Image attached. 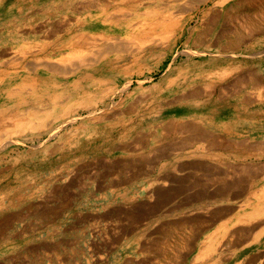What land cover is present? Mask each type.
<instances>
[{
	"label": "rangeland",
	"instance_id": "374dc122",
	"mask_svg": "<svg viewBox=\"0 0 264 264\" xmlns=\"http://www.w3.org/2000/svg\"><path fill=\"white\" fill-rule=\"evenodd\" d=\"M206 1L0 0V264H215L217 259L221 260L218 264H264V238L240 249L230 244L264 235L263 231L255 235L264 227V217L249 220L264 203L260 198L264 174L253 181L255 187L249 193L255 202L218 203V209L239 210L234 212L238 219L222 222L207 238L217 248L210 254L204 255L210 243L190 242L191 229L165 238L160 235L163 229L140 226L146 222H135L132 213V156H160L163 143L179 140L176 133L170 134L171 129L194 121L202 132L219 140L248 146L264 143L263 131L244 127L245 131L229 137L220 132L224 122L236 124L241 119L240 110L246 113L248 109L249 114L264 110V33L258 36L263 41L253 48H233L228 32L235 27L234 16L248 9V1ZM154 9L158 14L153 12L151 17ZM172 17L177 25L171 32L166 27ZM162 18L165 25L159 26L157 32H161L151 42H136L148 23ZM82 34L89 37V43L71 49L69 43ZM69 56L71 60H64ZM45 63L67 73L46 70L41 66ZM244 71L258 83L247 86L239 96L229 94ZM196 89L212 94L198 105L176 101ZM33 106L34 112L28 111ZM120 136L125 137L118 140ZM154 138L158 141L153 142ZM254 152L249 150V157L243 159L248 164L232 165L234 185L245 184L236 179L242 176L241 167L264 166V156H257L260 150ZM236 191L234 199L247 198ZM254 226L257 229L251 237L249 229ZM155 248L160 250L154 252ZM253 257L257 260L252 263Z\"/></svg>",
	"mask_w": 264,
	"mask_h": 264
},
{
	"label": "crops",
	"instance_id": "0c3cea01",
	"mask_svg": "<svg viewBox=\"0 0 264 264\" xmlns=\"http://www.w3.org/2000/svg\"><path fill=\"white\" fill-rule=\"evenodd\" d=\"M240 112H241L240 113L241 119L239 118L236 124H231V122L230 123L224 122L225 123V126L223 128L224 130L220 131L221 133L225 132L227 136L229 137L236 132L245 131L246 128H247L246 131H251V132L255 131L258 133L262 131L264 132V110L263 109L253 110L251 111L253 112L251 114L248 113L249 112L248 109H246L245 111L246 113H243L244 109H242V111L240 110ZM213 120H214L213 121L214 123H217L216 115ZM188 123L193 124L196 127V129H199V130H197L196 132L194 131L192 132L191 130H189L188 127H186V129L180 128L182 125H179L177 127V130H172L170 132V134L172 133H176V135L179 134L178 135L179 140L177 141L172 140V142H168L167 144L163 143L161 147L160 156H154V157L148 156V155H142L139 157L132 156V205H135V207L132 208V213L135 214L134 215L135 222H139V223H142L143 221L146 222L144 225L141 224L140 226H145L146 229L147 228L163 229V232L160 233L162 237H165V236L168 237L171 235L173 237L178 236V234L181 233L180 230L185 229V228L186 229L191 228V231L193 229L192 234L194 238L190 242L210 243L211 240H207V238L211 237L212 233H214V231L218 227L222 226V222L226 221L227 219L232 220L234 218H237V216L234 215L237 213H234V212H237V211L239 212V210L233 211V208H230V209L220 208L218 211V208H217L218 203L231 204L233 202H236V203L245 204L246 202L248 203L249 201L250 203L255 202L249 197L250 196L249 193H250V190H252L255 187V183L253 181H255L256 178L258 179L257 177L258 175L264 174L263 172L264 167L262 166L260 168V167L248 166V165H246V167H241L242 176L241 178H236V179L238 181L239 180L245 181V184L243 185V184L238 183L234 185L232 182V179H233L232 175L234 171V168L232 165L233 164H248V161H244L243 159L249 157V150L248 151L245 150V152L243 150H239V151L232 150L234 147H237L238 145H234L230 149H227V146L225 149H217V148L212 147L211 144H209L210 141H203V142L196 141L195 135L201 132L200 125L195 124L194 121H192L191 123L189 121ZM188 123L184 125H188L190 127ZM209 136H211V138L218 139L216 137H212V135H209ZM168 137H169V132H168ZM182 140H184L185 142ZM181 141L183 143H181ZM221 142L230 143L229 140L228 142L221 140ZM169 144H173V145H169ZM199 145L202 147H200ZM255 145L257 146L260 145L261 147L259 146V148L261 149H263L264 147V143H256ZM255 145H249V146L252 149H254L253 147ZM201 148L203 149V151ZM206 151H208V153H206ZM223 151H225L227 155ZM253 153L255 152L253 151ZM246 154H248L247 157L245 156ZM172 155H174L173 156L174 158L172 157ZM260 155L264 156L263 150H260V153L257 154V156H260ZM233 156L235 157L237 156V157L235 158ZM157 158L160 161H157ZM171 166H173L174 168ZM142 172L143 173L145 172V173L143 174ZM191 172H192V175H191ZM212 172L215 175H213ZM227 174H228V177H227ZM221 176H223V178ZM218 177L220 179H218ZM218 180H221V181L218 182ZM218 183L220 184L218 185ZM234 189H238V191H236L235 193H242L243 196H246L247 198L234 199L233 198ZM142 196L146 197L145 203L143 205L138 206V202L139 204H141V201L139 200H141ZM185 202L189 205H187ZM187 214H189L190 216H185ZM195 221H197L198 223ZM195 233L199 234V236L196 235ZM263 238H264V235L261 236L257 241L256 239H253V240L251 239L248 242L252 241L255 243H260L262 242ZM134 242H138V240H135ZM159 250L160 249L155 248L154 252H157ZM163 250L164 248L163 249L161 248V251Z\"/></svg>",
	"mask_w": 264,
	"mask_h": 264
},
{
	"label": "bare ground",
	"instance_id": "6f19581e",
	"mask_svg": "<svg viewBox=\"0 0 264 264\" xmlns=\"http://www.w3.org/2000/svg\"><path fill=\"white\" fill-rule=\"evenodd\" d=\"M90 1V0H89ZM98 2H99V0H97ZM129 1V0H128ZM208 1V0H207ZM206 1V2H207ZM228 1V0H227ZM246 1H248L247 2V7H248V9H246V11H244L243 13L242 12H240V14L238 15L237 14V16L235 15L234 16V19H233V23L235 24V27H234V29L232 30L231 28V31H229L228 33L229 34H231L230 36H227V37H230V39L229 38H226V39H229V43H230V45H232V47L234 46V47H236V46H238V45H240V46H242V47H245L247 50H248V48H253V47H255V45L256 44H258L259 42H261V41H263V40H259L258 39V36H261V35H263V33H264V3H261V1L260 0H246ZM92 2V1H91ZM103 2V1H102ZM210 2V1H209ZM223 2H226L225 0L223 1ZM241 2V1H240ZM100 3V2H99ZM215 3H217V2H215ZM242 3H243V1H242ZM241 3V4H242ZM84 4V3H83ZM106 4V3H105ZM101 5V4H100ZM140 5V4H139ZM192 5V4H191ZM219 5V4H218ZM222 4L220 3V6H221ZM237 5V4H236ZM243 5V4H242ZM245 5V4H244ZM84 6V5H83ZM87 6V5H86ZM110 6V5H109ZM95 7V6H94ZM93 7V8H94ZM108 7V6H107ZM161 7V6H160ZM193 7V6H192ZM196 7V6H195ZM233 7V6H232ZM65 8V7H64ZM76 8V7H75ZM78 8H83V7H78ZM198 8V7H197ZM234 8V7H233ZM238 8V7H237ZM242 8H243V6H242ZM108 9V8H107ZM160 9V8H159ZM238 9H240V8H238ZM245 9V8H244ZM67 10H70V9H67ZM73 10V9H72ZM76 10V9H75ZM82 10V9H81ZM88 10L90 11V9L88 8ZM97 10H99L98 8H97ZM102 10V9H101ZM101 10H99V11H101ZM104 10H106V9H104ZM149 10V9H148ZM83 11V10H82ZM85 11V10H84ZM114 11V10H113ZM124 11V10H123ZM126 11V10H125ZM159 11V10H158ZM163 11V10H162ZM168 11H169V9H168ZM80 12V11H79ZM78 12V13H79ZM157 13V9H154L153 11H151L150 13V15H151V17L152 16H154V15H152V13ZM170 12V11H169ZM222 12V11H221ZM228 12V11H227ZM232 12H233V10H232ZM238 12V11H237ZM82 13V12H81ZM112 13V12H111ZM110 13V14H111ZM168 13V12H167ZM225 13V12H224ZM231 13V12H230ZM234 13V12H233ZM242 13V14H241ZM102 14V13H101ZM131 14V13H130ZM142 14V13H141ZM158 14V13H157ZM161 14V13H160ZM211 14V13H210ZM167 15V14H166ZM229 15V14H228ZM232 15V14H231ZM161 16H162V14H161ZM172 16V15H171ZM190 16V15H189ZM163 17V16H162ZM175 17V16H174ZM177 17H178V15H177ZM188 17V16H187ZM223 17V16H222ZM226 17H228V16H226ZM107 18H108V16H107ZM150 18V17H149ZM156 19H157V17H155ZM173 18V17H172ZM176 18V17H175ZM190 18V17H189ZM192 18V17H191ZM146 19V18H145ZM151 19V18H150ZM226 19V18H225ZM230 19V18H229ZM232 19V18H231ZM126 20V19H125ZM160 20V22H153V23H148V25L146 26V31L144 32L143 30V36L140 38V41H136V39L134 40V42L136 41V42H144V43H149L148 41H150V39H152L153 38V36L155 35V34H157V33H160V32H157V30L159 29V26H163L164 27V25H165V23L164 22H161V21H163V18H162V20L161 19H159ZM165 20V19H164ZM169 22H170V20H172V22H171V24H169L166 28H168V30H171V32L173 31V29L174 28H176V25H177V20L175 19L174 20V18L173 19H167ZM220 20V19H219ZM228 20V19H227ZM67 21V20H66ZM69 21V20H68ZM85 21V20H84ZM225 21V20H224ZM105 22V21H104ZM182 22V21H181ZM62 23V22H61ZM107 23H109V22H106V24ZM141 23H143V22H141ZM141 23H140V25H141ZM146 23V22H145ZM185 23V22H184ZM230 23V22H229ZM232 23V22H231ZM105 24V23H104ZM138 24L139 23H136L135 25H137L138 26ZM226 24H228L227 22H226ZM225 24V25H226ZM230 25V24H229ZM70 26H72V24H70ZM137 26H135V29H136V27ZM221 26V25H220ZM222 26H224V25H222ZM233 26V25H232ZM143 27H144V25H143ZM142 27V28H143ZM179 27V26H178ZM228 27V26H227ZM231 27V26H230ZM138 28V27H137ZM139 28H140V26H139ZM186 28V27H185ZM221 28V27H220ZM162 29V28H161ZM219 29V28H218ZM228 29V28H227ZM230 29H228V30H230ZM68 30V29H67ZM139 30V29H138ZM164 30H165V28H164ZM140 31V30H139ZM211 31V30H210ZM221 31V30H220ZM170 31H169V34L167 35V37L168 36H170V33H171ZM65 33V32H64ZM67 33V32H66ZM73 33V32H72ZM142 33V32H141ZM74 34V33H73ZM165 34V33H164ZM131 35H132V33H131ZM162 35V34H161ZM211 35V34H210ZM209 35V36H210ZM77 36V35H76ZM136 36H138V35H136ZM140 36V35H139ZM222 36V35H221ZM44 37V36H43ZM167 37H165V38H167ZM263 37V36H262ZM42 38V37H41ZM64 38V37H63ZM72 38V37H71ZM70 38V39H71ZM74 38H75V36H74ZM133 38V37H132ZM155 38V37H154ZM168 38H170V37H168ZM167 38V39H168ZM208 38V37H207ZM56 39V38H55ZM59 39V38H58ZM131 39V38H130ZM162 40H164V38H161ZM216 39V38H215ZM221 39H223V38H221ZM262 39V38H261ZM92 40H94V39H92ZM159 40H160V38H159ZM174 40V39H173ZM59 41V40H58ZM89 41V37H87V36H85V35H79L78 37H77V39L76 40H74L73 42L72 41H70V42H72V43H69V44H71V49H82L83 48V46H84V44L85 43H89L88 42ZM126 41H128V40H126ZM161 41V40H160ZM159 41V42H160ZM189 41V40H188ZM93 42V41H92ZM129 42V41H128ZM133 42V41H132ZM151 42V41H150ZM156 42V41H155ZM158 42V41H157ZM156 42V43H157ZM162 42V41H161ZM161 42H160V44H161ZM174 42V41H173ZM214 42V41H213ZM212 42V43H213ZM222 42H223V40H222ZM227 42V41H226ZM51 43V42H50ZM56 43H58V42H56ZM95 43V42H94ZM130 44H131V42H129ZM137 43V44H138ZM143 43V44H144ZM163 43V42H162ZM219 43V42H218ZM217 43V44H218ZM263 43V42H262ZM45 44V43H44ZM48 44V43H47ZM65 44V43H64ZM68 44V43H67ZM124 44V43H123ZM153 44V43H152ZM164 44V43H163ZM203 44V43H202ZM223 44H224V42H223ZM222 44V45H223ZM226 44V43H225ZM127 45H128V43H127ZM156 45V44H155ZM159 45V44H158ZM207 45V44H206ZM229 45V46H230ZM40 46V45H39ZM56 46H57V44H56ZM132 46V45H131ZM163 46H165V45H163ZM211 46V45H210ZM262 46V45H261ZM42 47H44V46H42ZM129 47V46H128ZM137 46H135L134 48L137 50L138 48H136ZM144 47V46H143ZM161 47H162V45H161ZM207 47V46H206ZM218 47V46H217ZM219 47H221V45L219 46ZM223 47H225V46H223ZM222 47V48H223ZM233 47V48H234ZM3 48H5V47H3ZM38 48V47H37ZM51 48V47H50ZM68 48V47H67ZM70 48V47H69ZM151 48V47H150ZM227 48V47H226ZM225 48V49H226ZM41 49V48H40ZM71 49H70V51H71ZM85 49V48H84ZM93 49V48H92ZM132 49V48H131ZM229 49V48H228ZM38 50H39V48H38ZM37 50V51H38ZM43 50V49H42ZM119 50V49H118ZM231 50H233V49H231ZM236 50H237V48H236ZM46 51V50H45ZM89 51H91V50H89ZM88 51V52H89ZM105 51H106V49H105ZM109 51V50H108ZM128 51V50H127ZM134 51V50H133ZM142 51V50H141ZM250 51V50H249ZM34 52V51H33ZM40 52V51H39ZM74 52H75V50H74ZM81 52V51H80ZM85 52V51H84ZM148 52V51H147ZM146 52V53H147ZM26 53V52H25ZM37 53V52H36ZM104 53V52H103ZM118 53V52H117ZM124 53V52H123ZM126 53H128V52H126ZM144 53H145V51H144ZM40 54V53H39ZM46 54V53H45ZM44 54V55H45ZM83 54V53H82ZM86 54V53H85ZM148 54V53H147ZM194 54L195 55H197V53H195L194 52ZM34 55H35V53H34ZM67 55V54H66ZM65 55V56H66ZM73 55V57L75 58V56H77L78 55V53H76L75 52V54H72ZM104 55H105V53H104ZM130 55V54H129ZM199 55V54H198ZM46 56V55H45ZM44 56V57H45ZM49 56H50V54H49ZM140 56V55H139ZM138 56V57H139ZM47 58H48V56H46ZM64 57V56H63ZM67 57V56H66ZM70 57V56H69ZM137 57V58H138ZM231 57V56H230ZM20 58V57H19ZM24 58V57H23ZM35 58H37V57H35ZM41 58V57H40ZM135 58V57H134ZM67 60V59H70L71 60V57L70 58H64V60ZM139 59V58H138ZM212 59V58H211ZM17 60H18V58H17ZM40 60V59H39ZM132 60V59H131ZM212 60H214V59H212ZM16 61V60H15ZM69 61V60H68ZM133 61V60H132ZM131 61V62H132ZM136 61V60H135ZM217 61H219V59L217 60ZM18 62V61H17ZM78 62V61H77ZM91 62V61H90ZM89 62V63H90ZM212 62V61H211ZM80 63H82V62H80ZM84 63V62H83ZM88 63V65L87 66H89L91 63H93V62H91L90 64ZM135 63V62H134ZM215 63V62H214ZM221 63V62H220ZM5 65L7 64V63H4ZM13 64V63H12ZM85 64V63H84ZM218 64V63H217ZM8 65H9V63H8ZM17 65V64H16ZM39 64H37V66H38ZM75 65V64H74ZM92 65V64H91ZM223 65V64H222ZM4 66V65H3ZM12 66V65H11ZM41 66H44L45 67V69L46 70H49V71H51V72H53V73H60V74H66L67 72H65L64 70H62V69H59V68H56V67H53V66H51V65H48V64H41ZM40 66V67H41ZM179 66V65H178ZM212 66V65H211ZM6 67H7V65H6ZM10 67V66H9ZM72 67V66H71ZM129 67V66H128ZM8 68V67H7ZM23 68V67H22ZM36 68H38V67H36L35 66V68L34 69H36ZM42 68V67H41ZM20 69V68H19ZM78 69V68H77ZM192 69V68H191ZM2 70V69H1ZM8 70H10V71H12L11 69H8ZM6 71V70H5ZM189 71V70H188ZM14 72V71H13ZM27 72H28V70H27ZM4 73V72H3ZM7 73H10V72H7ZM2 74V73H1ZM29 74V73H28ZM28 74H26V75H28ZM3 75V74H2ZM33 75V74H32ZM252 74L250 73V75L248 74V73H246L245 71H244V73L242 74V75H240V76H238V78H236L237 79V81H236V86H233V88L232 89H230L231 90V92L229 93V94H232V95H237V96H239V95H241V93H243L242 91L244 90V89H246L247 88V86H249L250 84H253L254 82H256V81H254V80H257V79H255V78H253L252 76H251ZM30 76V75H29ZM63 76V75H62ZM203 76V75H202ZM22 77V76H21ZM32 77V76H31ZM230 77V76H229ZM255 77V76H254ZM258 77V76H257ZM3 78V77H2ZM24 78V77H23ZM34 78V77H33ZM89 78V77H88ZM261 78V77H260ZM28 79V78H27ZM4 80V79H3ZM24 80V79H23ZM26 80V79H25ZM24 80V81H25ZM49 80V79H48ZM77 80V79H76ZM213 80H215V79H213ZM261 80V79H260ZM23 81V82H24ZM36 81V80H35ZM44 81V80H43ZM75 81V80H74ZM30 82V81H29ZM72 82V81H71ZM91 82V81H90ZM172 82H174V81H172ZM212 82V81H211ZM7 83H9V82H7ZM46 83V82H45ZM77 83V82H76ZM79 83V82H78ZM92 83V82H91ZM177 83V82H176ZM256 83H258V82H256ZM23 84V83H22ZM24 84H26V82L24 83ZM33 84V83H32ZM34 84H38V83H34ZM50 84V83H49ZM85 84V83H84ZM173 84V83H172ZM194 84V83H193ZM210 84V83H209ZM217 84V83H216ZM231 84V83H230ZM73 85V84H72ZM79 85V84H78ZM215 85V84H214ZM255 85V84H254ZM16 86H18V85H16ZM29 86V85H28ZM47 86V85H46ZM53 86V85H52ZM57 86V85H56ZM76 86V85H75ZM74 86V87H75ZM227 86H229V85H227ZM24 87H27V86H24ZM74 87H73V89H74ZM259 87V86H258ZM21 88H22V86H21ZM57 88H59V87H57ZM61 88V87H60ZM69 88V87H68ZM76 88V87H75ZM79 87H77V89H78ZM84 88V87H83ZM93 88V87H92ZM97 88V87H96ZM195 88V87H194ZM228 88H230V87H228ZM13 89V88H12ZM98 89V88H97ZM21 90H23V89H21ZM30 90V89H29ZM35 90V89H34ZM61 90V89H60ZM108 90V89H107ZM229 90V89H228ZM16 92H17V90H15ZM20 91V90H19ZM26 91H27V89H26ZM36 91V90H35ZM48 91V90H47ZM65 91V90H64ZM74 91V90H73ZM77 91V90H76ZM212 91V90H211ZM12 93H13V91H11ZM45 92H46V90H45ZM52 92H53V90H52ZM72 92V91H71ZM82 92V91H81ZM84 92V91H83ZM186 92V91H185ZM10 93V92H9ZM36 93V92H35ZM63 93V92H62ZM79 93V92H78ZM217 93V92H216ZM219 93V92H218ZM224 93V92H223ZM7 94V93H6ZM34 94V93H33ZM37 94V93H36ZM87 94H88V92H87ZM119 94V93H118ZM122 94V93H121ZM212 93H206V92H204L202 89H196V90H194V91H192V92H189V93H187V94H182V95H180L179 97H177L178 99L176 100L178 103H183V102H186V103H188V104H196V105H198V104H200L201 103V100L202 99H207L210 95H211ZM228 94V93H227ZM9 95H11V94H9ZM35 95V94H34ZM33 95V96H34ZM47 95V94H46ZM45 95V96H46ZM56 95H58V94H56ZM67 95V94H66ZM83 95V94H82ZM85 95V94H84ZM219 95V94H218ZM224 96L226 95V93L225 94H223ZM6 96V95H5ZM18 96V95H17ZM32 96V97H33ZM60 96V95H59ZM112 96V95H111ZM222 96V95H221ZM223 96V97H224ZM226 96H228V95H226ZM43 97V96H42ZM42 97H40V98H42ZM54 97V96H53ZM62 97V96H61ZM93 97V96H92ZM17 98V97H16ZM21 98H23V96L21 97ZM20 98V99H21ZM26 98V97H25ZM46 98V97H45ZM80 98V97H79ZM121 98V97H120ZM119 98V99H120ZM123 98V97H122ZM253 98V97H252ZM38 99V98H37ZM36 99V100H37ZM48 99V98H47ZM58 99V98H57ZM62 99V98H61ZM73 99V98H72ZM93 99V98H92ZM104 99V98H103ZM18 100V99H17ZM21 100H23V99H21ZM39 100V99H38ZM41 100V99H40ZM51 100V99H50ZM53 100V99H52ZM74 100V99H73ZM72 100V101H73ZM83 100V99H82ZM227 100V99H226ZM244 101L246 100V99H243ZM25 101H26V99H25ZM28 101V100H27ZM32 101V100H31ZM54 101V100H53ZM52 101V102H53ZM111 101V100H110ZM208 101V100H207ZM18 102V101H17ZM16 102V103H17ZM20 102V101H19ZM33 102V101H32ZM57 102V101H56ZM60 102V101H59ZM63 102V101H62ZM67 102V101H66ZM74 102V101H73ZM203 102H204V100H203ZM202 102V103H203ZM224 102V101H223ZM21 103V102H20ZM50 103V102H49ZM48 103V104H49ZM14 104V103H13ZM12 104V105H13ZM18 104V103H17ZM17 104H15V105H17ZM22 104V103H21ZM20 104V105H21ZM24 104V103H23ZM30 104V103H29ZM56 104V103H55ZM14 105V106H15ZM41 105V104H40ZM63 105H65V104H63ZM201 105H203V104H201ZM200 105V106H201ZM39 106V105H38ZM49 106H52V105H49ZM95 106V105H94ZM193 106V105H192ZM206 106V105H205ZM48 107V106H47ZM96 107V106H95ZM16 108V107H15ZM29 108V107H28ZM34 108H36V106H33L32 107V110H28V111H30V112H32L33 111V109ZM61 108V107H60ZM75 108H76V106H75ZM24 109V108H23ZM23 109H21V110H23ZM46 109V108H45ZM62 109V108H61ZM60 109V110H61ZM69 109V108H68ZM78 109V108H77ZM81 109H83V108H81ZM106 109V108H105ZM21 110H20V112H21ZM52 110V109H51ZM60 110H59V113H60ZM64 110V109H63ZM65 110H67V109H65ZM184 110V109H183ZM190 110V109H189ZM18 111V110H17ZM24 111H25V109H24ZM42 111V110H41ZM62 111V110H61ZM192 111V110H191ZM14 112V111H13ZM34 112V111H33ZM58 112V111H57ZM71 112V111H70ZM127 112V111H126ZM8 113V112H7ZM15 113V112H14ZM75 113V112H74ZM123 113V112H122ZM25 115H26V113H24ZM31 114V113H30ZM51 114V113H50ZM3 115V114H2ZM11 115H13V114H11ZM74 115V114H73ZM73 115H72V117H73ZM114 115V114H113ZM125 115H127L126 113H125ZM254 115V114H253ZM42 116V115H41ZM63 116V115H62ZM62 116H61V119H62ZM110 116V115H109ZM121 116V115H120ZM14 117H15V115H14ZM18 117V116H17ZM37 117V116H36ZM60 117V116H59ZM95 117H97V116H95ZM100 117H101V115H100ZM102 117H103V115H102ZM101 117V118H102ZM122 117V116H121ZM24 118V117H23ZM22 118V119H23ZM51 118V117H50ZM99 118V117H98ZM32 119V117L30 118V120ZM60 119V118H59ZM109 119H111V118H109ZM116 119V118H115ZM117 119H119V118H117ZM124 119V118H123ZM261 119V118H260ZM4 120V119H3ZM2 120V121H3ZM13 120H15L16 121V119L15 118H13ZM18 120V119H17ZM48 120V119H47ZM50 120V119H49ZM99 120H102V119H99ZM130 120V119H129ZM9 121V120H8ZM19 121V120H18ZM17 121V122H18ZM22 121V120H21ZM26 121V120H25ZM24 121V122H25ZM71 121H73L72 119H71ZM71 121H69V122H71ZM95 121V120H94ZM117 121V120H116ZM108 122V121H107ZM112 122V121H111ZM9 123V122H8ZM14 123H16V122H14ZM54 123V122H53ZM63 123V122H62ZM109 123V122H108ZM167 123V122H166ZM169 123H170V121H169ZM171 123H172V121H171ZM186 123V122H185ZM191 123V122H190ZM92 124V123H91ZM95 124V123H94ZM103 124H105V122L103 123ZM125 124V123H124ZM173 124H175V123H173ZM172 124V125H173ZM181 124V123H180ZM189 124V123H188ZM47 125V124H46ZM65 125V124H64ZM63 125V126H64ZM96 125V124H95ZM168 125H171V124H167V126ZM190 125V127L188 126V125H182L180 128H185L186 129V127H188L189 128V130H191L192 132L194 131V132H196L197 130H199V129H196V127L193 125V124H189ZM121 126V125H120ZM73 127V126H72ZM82 127V126H81ZM117 127V126H116ZM166 127V126H165ZM171 127V126H170ZM78 128H79V126H78ZM113 128H115V127H113ZM117 128H119V127H117ZM116 128V129H117ZM128 129L127 130H132L133 128H129V127H127ZM172 128V127H171ZM80 129H82V128H80ZM120 129V128H119ZM135 129V128H134ZM133 129V130H134ZM166 129H167V127H166ZM170 129V128H169ZM69 130V129H68ZM79 130V129H78ZM124 130H126V128L124 129ZM164 130V129H163ZM182 130V129H181ZM224 130V129H223ZM54 131V130H53ZM171 131H172V129H171ZM186 131V130H185ZM127 132V131H126ZM190 132V131H189ZM188 132V133H189ZM205 132V131H204ZM204 132H200V133H198V134H196L195 135V139H196V141H199V142H203V141H210V143L209 144H211V146L212 147H214V148H217V149H225L226 148V146H227V149H230L231 147H233L234 145H235V143L233 144V143H223V142H221V140L219 141V139H214V138H211V136H209V135H207V134H205ZM73 133V132H72ZM82 133H83V131H82ZM121 133V132H120ZM125 133V132H124ZM123 133V134H124ZM158 133V132H157ZM167 133V132H166ZM166 133H164V134H166ZM208 133V132H207ZM67 134V133H66ZM70 134V133H69ZM74 134V133H73ZM78 133H76V135H77ZM118 134V133H117ZM182 134V133H181ZM186 134H187V132H186ZM193 134V133H192ZM121 135V134H120ZM131 135V134H130ZM179 135V134H178ZM191 135V134H190ZM194 135V134H193ZM67 136V135H66ZM69 136V135H68ZM114 136V135H113ZM126 136H128V135H126ZM132 136V135H131ZM184 136V135H183ZM182 136V137H183ZM124 137L125 136H120L119 138H118V140H122V138L124 139ZM143 137V136H142ZM149 137H151L150 135H149ZM155 137V136H154ZM181 137V138H182ZM213 137V136H212ZM214 137H216V136H214ZM111 138V137H110ZM116 138V137H115ZM128 138V137H127ZM194 138V137H193ZM105 139V138H104ZM148 139V138H147ZM179 139V138H178ZM185 139V138H184ZM164 140V139H163ZM111 141H117L116 139L114 140V139H112ZM158 141V139L157 138H154V140H153V142H157ZM165 141V140H164ZM171 141V140H170ZM176 141V140H175ZM182 141H184V140H182ZM181 141V143H183ZM104 142V141H103ZM168 142V141H167ZM172 142V141H171ZM185 142V141H184ZM111 143V142H110ZM162 143V142H161ZM174 143V142H173ZM180 143V142H179ZM193 144V143H192ZM191 144V145H192ZM198 144V143H197ZM238 144V143H237ZM137 145V144H136ZM169 145H173V144H169ZM175 145V144H174ZM180 145V144H179ZM183 145V144H182ZM200 146V145H199ZM260 146V145H259ZM259 146H257V147H253L254 149H252L251 147H249L247 144H246V142H243V143H239L238 144V146L237 147H234V148H237V149H239V150H243L244 152H245V150H252V151H258V149L259 150H263L264 151V147H263V149H261V148H259ZM166 147V146H165ZM176 147V146H175ZM180 147V146H179ZM200 147H202V146H200ZM261 147V146H260ZM197 148V147H196ZM155 149V148H154ZM177 149V148H176ZM181 149H183V148H181ZM180 149V150H181ZM199 149V148H198ZM202 149V148H201ZM200 149V150H201ZM211 149V148H210ZM158 150V149H157ZM186 150V149H185ZM196 150V149H195ZM203 150V149H202ZM153 151V150H152ZM156 151V150H155ZM183 151V150H182ZM205 151V150H204ZM216 151V150H215ZM231 151V150H230ZM173 152V151H172ZM176 152V151H175ZM187 152V151H186ZM192 152V151H191ZM197 152V151H196ZM210 152V151H209ZM219 152V151H218ZM224 153H226L225 151H223ZM232 152V151H231ZM161 153V152H160ZM160 153H158V154H160ZM174 153V152H173ZM181 153V152H180ZM193 153V152H192ZM195 153V152H194ZM206 153H208V151H206ZM220 153V152H219ZM223 153V154H224ZM234 153V152H233ZM240 153V152H239ZM239 153H237V154H239ZM149 154V153H148ZM182 154V153H181ZM183 154H185V153H183ZM203 154V153H202ZM232 154V153H231ZM197 155V154H196ZM211 155V154H210ZM226 155H227V153H226ZM225 155V156H226ZM251 155V154H250ZM174 155H172V157H173ZM177 156V155H176ZM183 156V155H182ZM199 156V155H198ZM204 156V155H203ZM209 156V155H208ZM219 156V155H218ZM229 156H231V155H229ZM228 156V157H229ZM246 157L248 156V154H246L245 155ZM154 157V156H153ZM169 157V156H168ZM180 157H181V155H180ZM184 157V156H183ZM206 157H207V155H206ZM227 157V158H228ZM233 157H235V156H233ZM237 157V156H236ZM235 157V158H236ZM244 157V156H243ZM161 158V157H160ZM174 158V157H173ZM200 158H202V157H200ZM234 158V159H235ZM245 158V157H244ZM154 159V158H153ZM214 159V158H213ZM220 159H221V157H220ZM226 159V158H225ZM224 159V160H225ZM232 159V158H231ZM184 160V159H183ZM157 161H160V160H158V158H157ZM170 161V160H169ZM223 161V160H222ZM177 162V161H176ZM179 162V161H178ZM220 162V161H219ZM167 164V163H166ZM174 164V163H173ZM197 164V163H196ZM164 166V165H163ZM175 166V165H174ZM177 166V165H176ZM169 167V166H168ZM171 167H173V166H171ZM170 167V168H171ZM262 167V166H261ZM260 167V168H261ZM264 167V166H263ZM166 168V167H165ZM174 168V167H173ZM176 168V167H175ZM186 168H188V167H186ZM213 168V167H212ZM217 168V167H216ZM259 168V169H260ZM177 169V168H176ZM205 169V168H204ZM121 170V169H120ZM147 170V169H146ZM149 170V169H148ZM160 170V169H159ZM163 170H164V168H163ZM169 170V169H168ZM175 170V169H174ZM183 170V169H182ZM197 170V169H196ZM109 171V170H108ZM116 171H118V170H116ZM151 171V170H150ZM149 171V172H150ZM171 171V170H170ZM255 171H256V169H255ZM200 172V171H199ZM220 172V171H219ZM263 172H264V170H263ZM88 173V172H87ZM143 173V172H142ZM145 173V172H144ZM143 173V174H144ZM195 173V172H194ZM203 173V172H202ZM218 173V172H217ZM221 173V172H220ZM260 173V172H259ZM108 174V173H107ZM196 174V173H195ZM206 174V173H205ZM212 174H213V172H212ZM226 174V173H225ZM229 174V173H228ZM228 174H227V177H228ZM255 174H257V173H255ZM147 175V174H146ZM191 175H192V172H191ZM213 175H215V174H213ZM230 175V174H229ZM108 176V175H107ZM106 176V177H107ZM143 176V175H142ZM218 176V175H217ZM259 176V175H258ZM257 176V177H258ZM132 177V176H131ZM222 178H223V176H221ZM90 178V177H89ZM196 178V177H195ZM215 178V177H214ZM251 178V177H250ZM154 179V178H153ZM218 179H220L219 177H218ZM257 179V178H256ZM129 181V180H128ZM196 182V181H195ZM199 182V181H198ZM197 183V182H196ZM184 184V183H183ZM181 185V184H180ZM197 185V184H196ZM191 186V185H190ZM194 186V185H193ZM226 186V185H225ZM192 187V186H191ZM219 188V187H218ZM264 190V189H263ZM80 191V190H79ZM182 191V190H181ZM185 191H187V190H185ZM258 191H260V190H258ZM262 191V190H261ZM183 192H184V190H183ZM219 193V192H218ZM177 194V193H176ZM175 194V195H176ZM220 194V193H219ZM257 194V193H256ZM178 195V194H177ZM189 195H190V193H189ZM226 195V194H225ZM253 198H254V196H252ZM193 198V197H192ZM221 198H223V197H221ZM229 198V197H228ZM245 198V197H244ZM260 198H261V200L263 199L264 200V192L263 193H261L260 194ZM194 200V199H193ZM200 200V199H199ZM249 200V199H248ZM256 201H258V200H256ZM221 202V201H220ZM250 202V201H249ZM261 202V201H260ZM167 203V202H166ZM184 203V202H183ZM186 203V202H185ZM247 203V202H246ZM187 204V203H186ZM264 203H262V205H263ZM187 205H189V204H187ZM186 205V206H187ZM242 205V204H241ZM261 205V204H260ZM258 206L257 208H255V210L253 211V213H251L250 214V216H249V220H251L252 219V221L253 220H258V219H262L263 217H264V206ZM64 206V205H63ZM249 206V205H248ZM248 206H246V207H248ZM250 207V206H249ZM255 206H253V208H254ZM230 209V208H229ZM232 210V209H231ZM234 210V209H233ZM253 210V209H252ZM218 211H219V209H218ZM243 211V210H242ZM55 212V211H54ZM56 213V212H55ZM213 213V212H212ZM231 213V212H230ZM53 214V213H52ZM57 214V213H56ZM215 214V213H214ZM219 214V213H218ZM223 214V213H222ZM228 214V213H227ZM245 213H243V215H244ZM242 215V216H243ZM214 216V215H213ZM216 216V215H215ZM221 216V215H220ZM224 216V215H223ZM229 216V215H228ZM227 216V217H228ZM223 218V217H222ZM226 218V217H225ZM245 218V217H244ZM244 218H241V219H244ZM12 219V218H11ZM238 219V218H237ZM214 220V219H213ZM220 220V219H219ZM261 221V220H260ZM195 222H197V221H195ZM203 222V221H202ZM181 223V222H180ZM198 223V222H197ZM205 223V222H204ZM235 223H238V222H235ZM250 223V222H249ZM201 224H203V223H201ZM251 224V223H250ZM207 225V224H206ZM259 225H261V224H259ZM258 225V226H259ZM194 226V225H193ZM248 226V225H247ZM262 226V225H261ZM207 227V226H206ZM255 228H252V227H250V229H249V231H250V233H248L251 237H254L255 235H259L260 234V232H262L263 231V233H264V227L263 228H261L258 232H256V229H257V227L256 226H254ZM171 228V227H170ZM179 228H181V227H179ZM249 227H247V229H248ZM176 229V228H175ZM186 229V228H185ZM191 229V228H190ZM189 229V230H190ZM203 229V228H202ZM218 229V228H217ZM244 229V228H243ZM198 230V229H197ZM245 231H246V228L244 229ZM169 231V230H168ZM172 231V230H171ZM192 231H193V229H192ZM226 232V231H225ZM254 232H256V234L255 235H253V233ZM196 234V233H195ZM242 234V233H241ZM171 235V234H170ZM192 235V234H191ZM196 235H198L199 236V234H196ZM190 237V236H189ZM261 237V236H260ZM166 238V237H165ZM194 238V237H193ZM191 239V238H190ZM195 239H196V237H195ZM253 239H255V238H253ZM244 240V239H243ZM249 240H247V241H241V240H237V241H232L230 244H232V247L233 248H236V249H240V247H242V248H244L245 246H247L248 245V243H250V242H248ZM257 241V240H256ZM212 241H210V244L209 245H207L206 246V248H205V254L204 255H206V254H210V253H212V250L214 249V250H217V248L215 247H213L212 246V243H211ZM208 243V242H207ZM251 243H252V241H251ZM255 243V242H254ZM222 246V245H221ZM227 246V245H226ZM187 247V246H186ZM219 247V246H218ZM184 248V247H183ZM232 248V249H233ZM229 249V248H228ZM146 250V249H145ZM155 250V249H154ZM188 250V249H187ZM224 250V249H223ZM158 252V251H157ZM172 252V251H171ZM235 252V251H234ZM213 253H215V252H213ZM258 254V253H257ZM257 254H255V255H257ZM219 256V255H218ZM254 256V255H253ZM259 256H260V254H259ZM263 256V255H262ZM154 257V256H153ZM201 257H204V256H201ZM252 257V256H251ZM180 258V257H179ZM259 258V257H258ZM133 259V258H132ZM264 259V258H263ZM49 260V259H48ZM156 260V259H155ZM257 260V258H252V260L250 261V262H255ZM219 261H221V260H216V262H215V264H218V262ZM157 262V261H156ZM213 262V261H212ZM245 262V261H244ZM208 263V262H207ZM220 263V262H219ZM247 263V262H246ZM249 263V262H248ZM213 264V263H212ZM239 264H243V263H239Z\"/></svg>",
	"mask_w": 264,
	"mask_h": 264
}]
</instances>
